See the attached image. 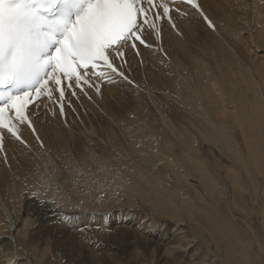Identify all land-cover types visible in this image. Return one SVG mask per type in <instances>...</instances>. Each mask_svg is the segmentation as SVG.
<instances>
[{"label": "bare ground", "instance_id": "6f19581e", "mask_svg": "<svg viewBox=\"0 0 264 264\" xmlns=\"http://www.w3.org/2000/svg\"><path fill=\"white\" fill-rule=\"evenodd\" d=\"M206 1L211 35L230 40L236 55L217 37L201 40L192 24L183 25L184 41L166 29L170 61L145 50L143 69H133L142 92L118 81L103 91V114L86 105L79 125L39 124L38 158L9 149L10 169L0 166V264H120L109 252L115 242L142 249L148 259L139 264H232L239 255L260 264L264 247L252 257L243 239L259 228L233 221L229 205L264 216V5L229 0L253 12L245 31L222 2ZM199 187L215 192L205 200ZM55 216L70 218L68 232L53 231ZM133 216L156 221L133 227Z\"/></svg>", "mask_w": 264, "mask_h": 264}, {"label": "snow or ice", "instance_id": "6c2138e0", "mask_svg": "<svg viewBox=\"0 0 264 264\" xmlns=\"http://www.w3.org/2000/svg\"><path fill=\"white\" fill-rule=\"evenodd\" d=\"M211 20L197 0H181ZM176 0H0V150L5 134L22 143L21 127L35 132L33 112L44 104L64 115L77 91L100 90V82L118 76L126 50L139 54L151 47L147 34L158 35V22L171 21ZM162 10V11H161ZM175 25L173 24V27ZM119 65V66H118ZM49 105L51 107H49ZM74 111V109H73ZM38 139V137H37ZM32 198L47 204L37 192Z\"/></svg>", "mask_w": 264, "mask_h": 264}, {"label": "rangeland", "instance_id": "374dc122", "mask_svg": "<svg viewBox=\"0 0 264 264\" xmlns=\"http://www.w3.org/2000/svg\"><path fill=\"white\" fill-rule=\"evenodd\" d=\"M200 30H197V35H198V37L199 38H201V36H202V34H201V31L199 32ZM205 41V40H204ZM207 41H209V40H207ZM209 42H212V41H209ZM202 57V56H201ZM206 57H204L203 59H205ZM126 97H127V99H131V96L129 95V94H127V95H125ZM128 102V101H127ZM73 131V138L75 139V140H81L82 139V135L78 132V129H73L72 130ZM65 135V134H64ZM229 156H231V155H229ZM249 162L251 163V161L249 160ZM246 189H250L249 188V186L247 185V187H246ZM197 190V192H200L201 193V195H205V200L206 199H208L209 198V196H210V194H213L214 192H215V188H210V190H204L203 188H201V187H199L198 189H196ZM198 197L201 199V200H204L203 198H202V196H200V195H198ZM223 201H224V198H222L221 200H220V206L223 204ZM226 205H227V203H226ZM245 206H246V202H245ZM229 214L230 215H232L233 216V221L236 219V217H239V218H241L242 219V221H244L245 223V226H247V223H248V226H249V228H250V226L252 225V226H254V227H258L259 228V231H260V234H259V236L258 237H254L253 235H251L250 233H249V230H247V232L244 234V237H243V239H244V242L247 244V246H248V244H249V246L248 247H245V248H247V249H249L250 247H251V249H249V253H251V256L252 257H255L256 258V255H255V253H253L254 252V249L255 248H260V247H264V234H263V231H262V226L261 225H264V216H259V221L256 219L255 220V218H254V215H252L253 214V211H252V209L250 210V212H247V209H246V212L245 211H243L242 210V212H241V210H239L238 208H236V206H234L233 205V207H232V205H229ZM234 209H237V211L235 210L234 211ZM241 212L240 213V216H237V214H235L236 212ZM250 213V214H249ZM60 218L58 219V217L57 216H55V218H54V221L53 220H51V221H53L52 222V229H53V231L54 232H62L63 230H67V232L69 231L68 229H69V225H68V223H69V221H70V218H67L68 216H59ZM141 216H133V222H132V224H133V227H140V228H142L143 226H145L146 224L144 223V221L147 223V225H150V223H151V221H153V223L156 221V220H154V216L153 217H147V218H140ZM145 219V220H144ZM61 221V223L59 222V221ZM142 220V221H141ZM135 221H136V223H135ZM65 222V223H64ZM58 224V225H57ZM58 226H60V228L61 229H59L58 228ZM65 228H64V227ZM55 228H57V229H55ZM68 228V229H67ZM65 231H63V232H65ZM250 236H253V237H250ZM245 239H247L246 241H245ZM258 239H262L263 240V242L262 243H258L257 241L256 242H254L255 240H258ZM254 240V241H253ZM196 241H198V239H196ZM248 242V243H247ZM118 244H119V242H117ZM116 242L114 243L115 244V248L113 247V249L111 248L110 250L111 251H109V252H113V254H116V256L118 257V262H120V264L122 263V264H139V261L140 260H143V258H145V259H148V256H146V253L142 250V249H139L138 250V252H137V250H136V253L138 254H136L135 253V251H134V253L133 254H135V255H133L131 252H133L132 251V247H130V244L129 245H123L121 242H120V246L121 247H119L118 248V244H117ZM218 244V247H216V248H218L217 249V251L218 252H221V251H223L224 250V247L222 248L220 245H221V243L219 244V243H216V245ZM117 245V246H116ZM251 245V246H250ZM257 245H258V247H257ZM240 245H238V247H239ZM238 247H236V248H238ZM117 248V249H116ZM121 248V249H120ZM123 248V249H122ZM126 248L129 250H126ZM221 248H222V250H221ZM240 248V247H239ZM138 249V248H137ZM247 249H245V251L247 250ZM115 250V251H114ZM125 250V251H124ZM132 254H130V253ZM243 252H244V250H243ZM120 253H122V254H120ZM129 253V254H128ZM142 253H144L143 255H145V257L142 255ZM222 253V252H221ZM253 253V254H252ZM70 254H71V257L72 256H74V258H75V254H72V252H70ZM84 255V254H83ZM125 255V256H124ZM255 255V256H254ZM85 256V255H84ZM136 256V257H135ZM86 257V256H85ZM126 257V258H125ZM122 258V259H121ZM130 258V259H129ZM121 259V260H120ZM259 260H260V264H264V256L262 255V254H260V258H258ZM73 260V259H72ZM123 261V262H122ZM234 261V260H233ZM242 261V262H241ZM78 262V261H77ZM244 262H247V260H246V255H244V256H242V255H239V259L237 260V261H235V262H233L232 264H246V263H244ZM74 264H76V261H74L73 262ZM72 263V264H73Z\"/></svg>", "mask_w": 264, "mask_h": 264}]
</instances>
